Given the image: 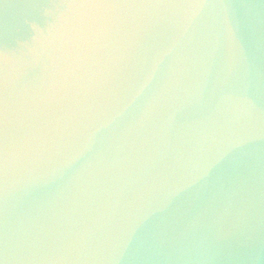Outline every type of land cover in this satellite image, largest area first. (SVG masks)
I'll return each instance as SVG.
<instances>
[{"label": "clouds", "instance_id": "clouds-1", "mask_svg": "<svg viewBox=\"0 0 264 264\" xmlns=\"http://www.w3.org/2000/svg\"><path fill=\"white\" fill-rule=\"evenodd\" d=\"M41 15L46 27L32 22L33 43L19 41L32 59L4 60L18 72L48 54L31 104L59 111L0 158L5 195L50 189L37 211L72 217L81 251L104 264L149 234L194 227L214 171L255 135L227 13L207 0H91ZM169 25L167 43H144ZM187 108L194 118L177 125Z\"/></svg>", "mask_w": 264, "mask_h": 264}, {"label": "water", "instance_id": "water-1", "mask_svg": "<svg viewBox=\"0 0 264 264\" xmlns=\"http://www.w3.org/2000/svg\"><path fill=\"white\" fill-rule=\"evenodd\" d=\"M227 13V25L237 45L236 75L243 94L252 102L254 138L214 171L212 182L192 210L194 227L149 234L134 253L111 264H264V0H207ZM83 8L91 0H0V158L11 157L18 135L29 128L45 131L59 111L53 103L37 113L33 90L41 86L50 63H25L17 72L4 54L21 52L20 40L33 43L32 22L46 27L44 7ZM208 9H205L207 12ZM172 27H161L144 43H167ZM192 108L176 114L177 125L194 118ZM52 196L50 189H21L5 195L0 171V264H104L81 251L72 217L40 214L37 209Z\"/></svg>", "mask_w": 264, "mask_h": 264}]
</instances>
